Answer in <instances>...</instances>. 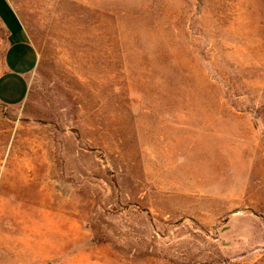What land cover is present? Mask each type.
Masks as SVG:
<instances>
[{
    "label": "rangeland",
    "instance_id": "obj_1",
    "mask_svg": "<svg viewBox=\"0 0 264 264\" xmlns=\"http://www.w3.org/2000/svg\"><path fill=\"white\" fill-rule=\"evenodd\" d=\"M5 1L0 264H264V0Z\"/></svg>",
    "mask_w": 264,
    "mask_h": 264
},
{
    "label": "crops",
    "instance_id": "obj_2",
    "mask_svg": "<svg viewBox=\"0 0 264 264\" xmlns=\"http://www.w3.org/2000/svg\"><path fill=\"white\" fill-rule=\"evenodd\" d=\"M0 17L8 31L0 72V104L14 107L27 96L29 78L36 68L38 55L5 0H0Z\"/></svg>",
    "mask_w": 264,
    "mask_h": 264
}]
</instances>
